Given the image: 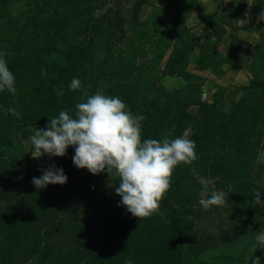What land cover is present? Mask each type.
<instances>
[{"label": "rangeland", "instance_id": "rangeland-1", "mask_svg": "<svg viewBox=\"0 0 264 264\" xmlns=\"http://www.w3.org/2000/svg\"><path fill=\"white\" fill-rule=\"evenodd\" d=\"M262 9L264 0H0V50L17 89L0 92V264H264L253 193L264 201L254 163L264 151ZM73 77L81 86L70 91ZM97 92L144 115L141 141L195 142L197 158L173 169L149 217L118 206V176L75 167L74 146L33 157L39 128L17 131L74 116ZM53 164L67 182L37 189L32 177ZM202 181L225 202L203 209Z\"/></svg>", "mask_w": 264, "mask_h": 264}, {"label": "clouds", "instance_id": "clouds-1", "mask_svg": "<svg viewBox=\"0 0 264 264\" xmlns=\"http://www.w3.org/2000/svg\"><path fill=\"white\" fill-rule=\"evenodd\" d=\"M257 20L264 21V9ZM240 22L246 24L248 21L240 19ZM80 86V80L73 77L68 89L74 91ZM5 90L9 94L17 91L5 52L0 50V92ZM75 109L74 116L67 110L59 111L58 115L50 117L45 129H38L28 137L32 156H64L68 147L74 146L72 162L75 167L86 168L91 174L106 171L110 177L118 176V186L114 188L120 196L118 206H124L134 217L151 216L170 187L173 169L180 163L190 164L197 158L195 142L187 138V133L171 140L165 136L160 140L141 141L144 115H133L118 96L97 92L89 95L85 102L77 103ZM4 111L16 114L12 107ZM254 163L264 165V151L257 152ZM67 179L64 169L53 164L43 169L40 176H33L31 182L37 189H44L49 184H64ZM202 183L205 186L199 193V203L203 209L225 202V192L217 191V188L210 191L206 186L210 181ZM253 193L256 194L254 202L264 205L260 199L261 191ZM256 243L257 248H264V234L257 238ZM124 264H132V261L125 259Z\"/></svg>", "mask_w": 264, "mask_h": 264}, {"label": "trees", "instance_id": "trees-1", "mask_svg": "<svg viewBox=\"0 0 264 264\" xmlns=\"http://www.w3.org/2000/svg\"><path fill=\"white\" fill-rule=\"evenodd\" d=\"M33 127V128H39L40 125L37 124V123H25L24 121H20L18 126H17V131H20L22 127ZM251 261V260H249ZM243 264H248L247 262L246 263H243Z\"/></svg>", "mask_w": 264, "mask_h": 264}, {"label": "water", "instance_id": "water-1", "mask_svg": "<svg viewBox=\"0 0 264 264\" xmlns=\"http://www.w3.org/2000/svg\"><path fill=\"white\" fill-rule=\"evenodd\" d=\"M39 129H45V127L40 126ZM261 253H262V252L259 253V256H260V257H261V255H262Z\"/></svg>", "mask_w": 264, "mask_h": 264}]
</instances>
